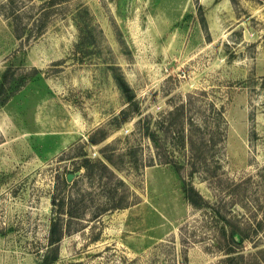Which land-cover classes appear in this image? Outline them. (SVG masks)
<instances>
[{"label":"rangeland","instance_id":"obj_1","mask_svg":"<svg viewBox=\"0 0 264 264\" xmlns=\"http://www.w3.org/2000/svg\"><path fill=\"white\" fill-rule=\"evenodd\" d=\"M50 2L0 0V264H264V0ZM183 105L177 173L143 127Z\"/></svg>","mask_w":264,"mask_h":264},{"label":"trees","instance_id":"obj_2","mask_svg":"<svg viewBox=\"0 0 264 264\" xmlns=\"http://www.w3.org/2000/svg\"><path fill=\"white\" fill-rule=\"evenodd\" d=\"M57 0H51L50 4H55ZM18 30H16L17 36H20L18 34ZM118 87L122 91V93L125 95L126 99L129 103H131L134 100V96L131 94L130 87L126 84L125 80L121 78L116 79ZM4 85L2 86L3 89ZM186 106H180L173 111L169 112L167 115H165L163 118H161L158 122H156V130L151 128V126L143 127V134L146 136L149 140L152 141L154 144V147L157 150V158L159 159L161 164L165 165H171L173 166L174 170L177 173H180L183 166L180 163V161H177L179 158V155L176 156L175 152L176 149L179 151L180 154H183V156L190 157L188 163L191 165L196 164V159L198 157H201L200 151V145L204 143V138L200 135H205L207 131L205 129H201L200 126H195L192 124L190 129L186 128V122L190 123L191 119L186 118L185 113ZM219 120H221L222 115L219 114ZM141 123V122H140ZM179 127V128H178ZM205 130V131H203ZM159 132H161L162 136L159 135ZM173 136H170V135ZM162 137H171V143L173 144L172 151L164 152L167 147L162 145L161 142L164 140ZM105 138L101 139L104 140ZM92 143L97 144L99 143L95 139H91ZM176 147V148H175ZM105 151H102V154L104 156V159L113 167L116 169H119V167L115 164L111 156H106ZM160 152V153H159ZM162 153V154H161ZM199 159V158H198ZM89 160L85 161V167L90 169ZM98 167L100 168L101 172L107 173L110 176H114V172L110 169V167L104 162V161H98L97 163ZM184 193L186 195L187 200L196 208H201L203 203V197L199 194V192L191 185L184 187ZM54 207L61 206L63 209V202L60 204H57V200H53ZM116 208H122V205L115 206ZM224 219V227L225 230H223L224 235H227L226 228H229V235L234 243H237V236L240 237V244L247 239V234H245L244 230L235 224H232L230 221L226 220L223 216H221ZM62 234H59V229L57 228V221H55L51 228V238L50 242L52 245L57 244L61 241ZM238 244V243H237ZM233 253V250H229L228 254ZM57 256H54L51 260H49L48 263H53L56 261Z\"/></svg>","mask_w":264,"mask_h":264},{"label":"water","instance_id":"obj_3","mask_svg":"<svg viewBox=\"0 0 264 264\" xmlns=\"http://www.w3.org/2000/svg\"><path fill=\"white\" fill-rule=\"evenodd\" d=\"M80 175H81V172H76V173H73V174H69L67 176V181L70 183L73 180H75L77 177H79Z\"/></svg>","mask_w":264,"mask_h":264}]
</instances>
